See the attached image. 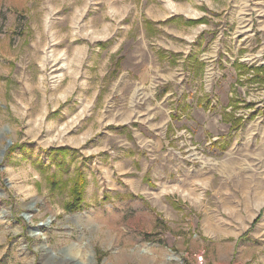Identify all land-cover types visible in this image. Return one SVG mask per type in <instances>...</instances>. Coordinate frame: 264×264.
I'll return each instance as SVG.
<instances>
[{
    "label": "rangeland",
    "instance_id": "obj_1",
    "mask_svg": "<svg viewBox=\"0 0 264 264\" xmlns=\"http://www.w3.org/2000/svg\"><path fill=\"white\" fill-rule=\"evenodd\" d=\"M263 162L264 0H0V264H264Z\"/></svg>",
    "mask_w": 264,
    "mask_h": 264
},
{
    "label": "trees",
    "instance_id": "obj_2",
    "mask_svg": "<svg viewBox=\"0 0 264 264\" xmlns=\"http://www.w3.org/2000/svg\"><path fill=\"white\" fill-rule=\"evenodd\" d=\"M231 118L234 119L235 122H242L243 123V118L241 117H235L233 114L231 115ZM237 128V127H236ZM60 152H62L61 150L57 151L55 154H61ZM84 184H85V178L84 175L80 173L77 182L75 183V187H74V193H75V199L73 200V202L71 204H69L68 208L70 210H75L77 207H79L83 201V189H84ZM260 217V216H259ZM259 217H257L253 223L257 222V220L259 219Z\"/></svg>",
    "mask_w": 264,
    "mask_h": 264
},
{
    "label": "crops",
    "instance_id": "obj_3",
    "mask_svg": "<svg viewBox=\"0 0 264 264\" xmlns=\"http://www.w3.org/2000/svg\"><path fill=\"white\" fill-rule=\"evenodd\" d=\"M263 167H264V162H263ZM252 171H255V170H252ZM259 172H261L260 170L259 171H257L256 170V172L255 173H259ZM255 177V179H257V182H256V184L258 185V186H261L262 184L264 185V180L262 179V177L260 176V175H257V176H254ZM263 194H264V191H263ZM264 199V198H263ZM264 203V202H263ZM260 212H259V214L257 215V217H262V215H263V212H264V204L260 207ZM256 217V218H257ZM255 218V219H256ZM254 219V220H255ZM253 220V221H254Z\"/></svg>",
    "mask_w": 264,
    "mask_h": 264
},
{
    "label": "bare ground",
    "instance_id": "obj_4",
    "mask_svg": "<svg viewBox=\"0 0 264 264\" xmlns=\"http://www.w3.org/2000/svg\"><path fill=\"white\" fill-rule=\"evenodd\" d=\"M170 3H172V2H170ZM171 6H173V5H171ZM79 52V51H78ZM54 58V57H53ZM56 58V57H55ZM39 234V232L38 231H34V235H38Z\"/></svg>",
    "mask_w": 264,
    "mask_h": 264
}]
</instances>
